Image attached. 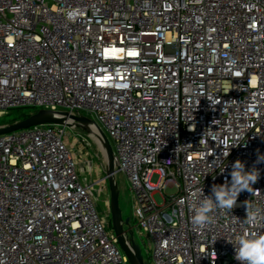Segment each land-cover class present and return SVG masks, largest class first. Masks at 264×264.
Segmentation results:
<instances>
[{
	"label": "built area",
	"instance_id": "1",
	"mask_svg": "<svg viewBox=\"0 0 264 264\" xmlns=\"http://www.w3.org/2000/svg\"><path fill=\"white\" fill-rule=\"evenodd\" d=\"M20 107L100 127L152 264H239L237 238L264 234L245 222L264 208V0H0V114ZM58 117L0 135V264H129L63 141L93 124ZM237 160L254 192L194 225L192 193Z\"/></svg>",
	"mask_w": 264,
	"mask_h": 264
},
{
	"label": "rangeland",
	"instance_id": "2",
	"mask_svg": "<svg viewBox=\"0 0 264 264\" xmlns=\"http://www.w3.org/2000/svg\"><path fill=\"white\" fill-rule=\"evenodd\" d=\"M38 110L39 109L32 107H20L2 112V114H0V126L23 119V116L32 114ZM81 114H86V112L82 111ZM91 118L94 120L93 117ZM65 132L66 134L63 137V141L71 147V151L76 156L81 177L83 179L86 178L87 183L92 185L96 209L103 215L107 225L112 230L108 181L107 179L101 180L105 176L106 171V159L103 150L91 137L89 132L81 130V126L80 129L67 126L65 127ZM115 181L117 183L121 215L123 219H129V224L124 225V227H132L134 241L139 245L144 261L148 264H152L151 246L149 241L145 234L143 233L140 235L135 227V221L133 218L134 200L129 182L121 173L115 175ZM150 182L158 184V177L152 175ZM164 193L169 195L173 193V191L167 188L164 190ZM153 197L157 204H162L163 200L159 192H155Z\"/></svg>",
	"mask_w": 264,
	"mask_h": 264
},
{
	"label": "clouds",
	"instance_id": "3",
	"mask_svg": "<svg viewBox=\"0 0 264 264\" xmlns=\"http://www.w3.org/2000/svg\"><path fill=\"white\" fill-rule=\"evenodd\" d=\"M264 157L258 158V163ZM259 171L253 167L245 170V164L237 160L232 165L230 184L226 180L222 185L213 184L211 195H204L202 188L192 193L193 211L192 223L199 228H204L214 220L213 213L217 210L232 212L237 204L238 196L243 191L254 192L253 185L259 179ZM245 222L256 225L264 222V208L253 207L245 201ZM235 260L239 264H264V234L245 233L237 238L235 244Z\"/></svg>",
	"mask_w": 264,
	"mask_h": 264
},
{
	"label": "water",
	"instance_id": "4",
	"mask_svg": "<svg viewBox=\"0 0 264 264\" xmlns=\"http://www.w3.org/2000/svg\"><path fill=\"white\" fill-rule=\"evenodd\" d=\"M58 116H66L73 121L81 123L91 122L93 126H95L98 138L100 140V147H102L106 159L105 177L108 181L109 187V209L111 213L112 230L116 236L118 245L125 254L129 264H148L144 261L139 245L134 241L133 230L129 226L128 228L124 227V225L129 224V219H123L119 207L118 189L117 183L115 181V170L113 166L112 145L100 127L94 121H91L84 116L70 115L64 111L39 109L37 112L30 114L26 118L0 126V135L23 130L36 125L59 123L61 119Z\"/></svg>",
	"mask_w": 264,
	"mask_h": 264
},
{
	"label": "bare ground",
	"instance_id": "5",
	"mask_svg": "<svg viewBox=\"0 0 264 264\" xmlns=\"http://www.w3.org/2000/svg\"><path fill=\"white\" fill-rule=\"evenodd\" d=\"M80 126H81L82 131L89 132L91 134V137L98 143L99 146H101L95 126H93L91 124H81Z\"/></svg>",
	"mask_w": 264,
	"mask_h": 264
},
{
	"label": "trees",
	"instance_id": "6",
	"mask_svg": "<svg viewBox=\"0 0 264 264\" xmlns=\"http://www.w3.org/2000/svg\"><path fill=\"white\" fill-rule=\"evenodd\" d=\"M35 113V112H34ZM30 114H27V115H25V116H23V118H26L27 116H29Z\"/></svg>",
	"mask_w": 264,
	"mask_h": 264
}]
</instances>
